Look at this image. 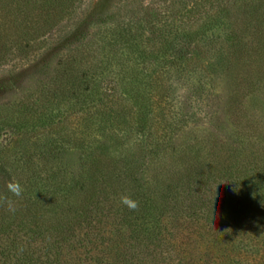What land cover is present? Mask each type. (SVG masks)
Instances as JSON below:
<instances>
[{"label":"rangeland","instance_id":"1","mask_svg":"<svg viewBox=\"0 0 264 264\" xmlns=\"http://www.w3.org/2000/svg\"><path fill=\"white\" fill-rule=\"evenodd\" d=\"M34 4L32 14L50 29L41 36L30 31L21 39L15 23L19 7L13 0H0V170L13 173L21 194L27 192L23 184L28 178L39 182L38 176L49 175L51 167L75 175L80 172L88 147L101 140L98 130L104 128H109L105 134L117 130V147L134 144L137 136L151 142L150 149L135 160L145 180L148 167L162 154V147L155 144L167 134L164 129L170 120L186 126L176 131L178 146L195 144L199 138L205 151L214 145L253 148L255 164L264 168V0H37ZM131 44L140 49H135V57L145 55L151 60L149 72L157 79L148 89L157 99L144 136L114 127L121 120L119 111L127 108L116 97L113 103L107 98L87 111L69 103L55 104V113L66 110L64 121L57 118L43 124L39 120L48 115V102L60 101L61 90L70 95L82 86L90 94L94 85L102 83L100 92L105 93L120 78L116 73L120 62L129 64L133 57ZM23 46L28 47L22 50ZM164 54L168 59L176 55L184 59L157 67L156 60ZM71 61L77 62L75 68L62 77L61 71ZM98 65V72L92 74ZM140 73L142 67L136 66L131 75ZM60 79L65 83L62 89ZM242 207L245 221H261L263 208L251 212L249 206ZM174 231L175 252L188 258L192 251L198 259L194 262L201 264L211 247L207 237H201L206 230L186 222Z\"/></svg>","mask_w":264,"mask_h":264},{"label":"trees","instance_id":"2","mask_svg":"<svg viewBox=\"0 0 264 264\" xmlns=\"http://www.w3.org/2000/svg\"><path fill=\"white\" fill-rule=\"evenodd\" d=\"M13 1L19 7L15 23L22 32L21 39L30 36V31L41 36L50 29L48 23L41 25L39 17L32 14L37 0ZM47 19L51 20L50 16ZM24 47L28 46L21 49ZM130 49L133 57L129 64L120 62L121 69L116 72L120 78L105 89L107 92H100L102 83H98L90 94L80 86L78 93L73 88L67 95L61 90L65 83L60 79V101L48 102L49 113L39 120L43 124L57 118L64 121L66 110L55 113V104L69 103L72 108L87 111L107 98L113 103L112 97H116L127 108L119 111L121 120L114 127L144 136L156 103V96L148 89L157 79L149 72L151 60L145 55L134 56L139 46L131 44ZM163 56L156 60L157 67L184 59ZM71 62L62 69V77L75 68L77 62ZM136 66L142 67V73L132 76ZM87 76L84 73V78ZM79 81L83 84L84 80ZM170 122L164 129H168L167 134L155 144L162 147V154L148 167L145 180L140 178L144 170L135 160L136 156L142 158L141 153L150 149L151 142L137 136L134 144L124 142L117 147L115 128L110 134L104 133L109 128L98 130L101 140L88 147L83 168L76 175L51 167L49 175L38 176L39 182L28 178L23 184L27 192L20 197L8 192L6 184L13 180V173L1 168L0 196H8L16 210L8 211L5 204L0 214V264H196L198 259L192 251L189 259L175 252L174 230L186 222L206 230L201 237H207L211 250L204 254L207 258L200 260L201 264H264V215L261 221L256 219V224L241 218L242 206H249L251 212L264 209V168L256 165L253 148L214 145L205 151L199 138H195V144L183 142L178 146L177 133L186 126L180 120ZM167 149H172L171 153ZM122 195L137 201L138 208L132 211L121 204ZM165 218L171 219V227L160 224ZM124 227L128 233L123 232ZM78 231H83L82 235ZM78 236L81 238L77 240Z\"/></svg>","mask_w":264,"mask_h":264},{"label":"clouds","instance_id":"3","mask_svg":"<svg viewBox=\"0 0 264 264\" xmlns=\"http://www.w3.org/2000/svg\"><path fill=\"white\" fill-rule=\"evenodd\" d=\"M6 188L9 193L13 196L19 197L23 191L19 182L11 180L6 184ZM121 204L125 205L129 210L135 211L138 208V202L133 200L127 195H122L120 197ZM0 204H6L7 210L10 212H15V206L13 201L8 196H0Z\"/></svg>","mask_w":264,"mask_h":264}]
</instances>
